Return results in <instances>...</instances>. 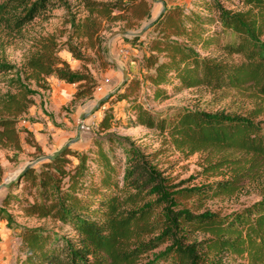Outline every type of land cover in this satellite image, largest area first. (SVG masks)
Masks as SVG:
<instances>
[{
  "label": "trees",
  "instance_id": "trees-1",
  "mask_svg": "<svg viewBox=\"0 0 264 264\" xmlns=\"http://www.w3.org/2000/svg\"><path fill=\"white\" fill-rule=\"evenodd\" d=\"M63 0H0V25L19 31L49 6ZM84 18L72 16L71 36L79 34L105 54L101 22L124 21L133 29L150 13L148 0H80ZM233 6H242L233 9ZM99 21L97 24L96 21ZM152 32L141 55L143 74L129 76L110 93L86 150L65 147L54 160L41 161L11 183L22 184L27 196L14 197L27 216L51 218L74 234H56L42 227H22L23 256L18 264H264V191L240 207L219 212L209 200L238 191L247 178L264 169V122L260 110L246 114L179 108L168 117L146 103L164 101L185 89L253 90L264 95V0H192L166 5L147 30ZM232 35V39H220ZM137 45L136 42H132ZM73 58L89 61L70 40ZM58 44L45 39L24 62V74L38 86L50 75L75 84L69 101L75 106L98 86L89 72L73 70L58 56ZM212 49L236 59L201 54ZM14 68L0 61V73ZM15 92L0 100V145L19 150L18 117L33 103L34 91L19 78ZM124 101L129 123L156 129L178 150L235 152L217 157L204 168L218 179L202 184L174 183L146 154L115 133L113 104ZM39 149V148H38ZM40 152V151H39ZM69 157L75 159L73 161ZM10 199L5 205H8ZM0 209V219L9 221Z\"/></svg>",
  "mask_w": 264,
  "mask_h": 264
},
{
  "label": "rangeland",
  "instance_id": "rangeland-1",
  "mask_svg": "<svg viewBox=\"0 0 264 264\" xmlns=\"http://www.w3.org/2000/svg\"><path fill=\"white\" fill-rule=\"evenodd\" d=\"M63 1L62 5L49 6L19 31H11L0 25V61L14 66L11 71L0 73V100L6 97V93L16 91L13 85L9 84V80L12 78H19L23 84L34 91V94L30 96L33 103L26 113L18 117L17 129L21 148L15 150L0 145V184L12 179L17 171L29 161L58 150L69 141H71L69 143L71 148L86 150L95 136H104V133L98 132L97 125L104 110L109 106L108 104L99 107L84 121L81 130H78L82 114L92 107L99 97L92 95L73 106L69 104V100L74 93V85L66 84L55 75H50L41 80L40 82H44L42 87L38 86L34 80L27 79L24 74V62L37 49L41 48L45 39L52 38L55 40L58 44V56L66 60L73 70L91 73L98 83L97 87L106 86L108 88L110 85L117 86L116 88L121 87L122 72L114 66L107 53L114 58L115 54L111 50V43L119 36L123 37L118 33L115 34V32L122 30L124 21L117 20L109 25L104 21L101 22L100 26L103 29L100 30L99 36L106 39L104 42L105 54H96L95 48L83 36L79 34L71 36L70 20L72 16L81 19L87 14L80 0ZM148 1L151 4L150 13L154 18L160 12L161 2L160 0ZM163 1L166 5L167 3L170 5L174 3L190 5L192 2V0ZM231 8L240 9L242 6ZM149 20L148 17H145L138 23V26L128 31L141 30ZM96 22L99 24L98 20ZM147 30L137 41L136 47L131 44L130 53L133 55L126 61L123 60V63L115 59L117 64L123 66L128 73L130 72L136 77H141L143 74L141 55L146 48L145 42L152 35V32ZM229 39H232V35H227L220 40L225 42ZM69 40L82 53L91 56L92 59L80 61L73 58L66 44ZM107 43H109L108 48L106 47ZM201 54L215 57L218 60L236 59L235 56H229L215 49L209 52L201 51ZM99 90L96 88L94 92ZM146 103L155 114L166 117L179 108L241 114L259 109L260 114L257 119L264 122V95H257L251 89L213 90L207 87H195L185 89L164 101L149 99ZM113 108L116 123L110 132L123 138L127 144L135 145L146 154L163 151L152 163L174 183H181L185 186L186 184H202L216 180L220 176H209V172L204 169L208 162L214 161L219 156L223 158L239 156L235 152H218L210 149L193 153L175 149L167 141V135L159 133L156 129H148L140 125L133 126L129 123L130 115L125 109L124 101L114 103ZM69 158L75 161L74 158ZM39 163L34 166L37 167ZM262 191H264V169L256 171L253 178H247L242 187L235 193L207 201L205 208L225 212L257 199ZM12 196L26 197L31 200V197L24 192L22 184L10 188L4 187L0 190V209L4 210V214L9 217L8 222L6 219H0V264H18L19 259L23 256V252L20 250L19 232L24 226L42 227L60 235L71 236L74 234L73 230L57 220L49 217L37 218L25 215L17 208ZM9 199L10 202L5 205Z\"/></svg>",
  "mask_w": 264,
  "mask_h": 264
},
{
  "label": "water",
  "instance_id": "water-1",
  "mask_svg": "<svg viewBox=\"0 0 264 264\" xmlns=\"http://www.w3.org/2000/svg\"><path fill=\"white\" fill-rule=\"evenodd\" d=\"M161 2V9H160V12L158 13V15L156 17H152V14L149 13L147 15V17L150 19L149 22H147L142 28L141 30L139 31H128V30H121V31H118V32H115L122 35L126 40L130 41V42H135V41H138L139 38L142 36V34L147 30L149 29L153 23L156 21V19L164 12L165 8H166V4L163 0H160ZM106 47L108 48L109 47V43H107ZM107 56L109 57V59L111 60V62L114 64V66L116 68H119L122 72V81L120 83V86H122L125 81L127 80L128 78V72L126 71V69L123 67V66H120L119 64H117L115 58H113L109 53H107ZM118 88H115L112 92H114L115 90H117ZM110 92V93H112ZM110 93H108L107 95L99 98L96 100L95 104L90 107L89 109L86 110V112H84L80 118V123H79V127H78V130L80 131L81 128L83 127V123L84 121L89 117L91 116L94 112L97 111V109L101 106V104H103L105 102V100L108 98V96L110 95ZM71 141H69L68 143H66L64 146H62L61 148H59L58 150H55L53 151L52 153L50 154H47V155H42V156H39L37 158H35L34 160H31L29 161L27 164H25L22 168H20L16 175L10 179V180H6L4 182H2L0 184V190L2 188H8L11 183L15 180H17L22 173H24L27 169H29L30 167L34 166L36 163L38 162H41V161H44V160H54L55 157H57L58 155H60L62 153V151L65 149V147L69 146V143Z\"/></svg>",
  "mask_w": 264,
  "mask_h": 264
},
{
  "label": "crops",
  "instance_id": "crops-1",
  "mask_svg": "<svg viewBox=\"0 0 264 264\" xmlns=\"http://www.w3.org/2000/svg\"><path fill=\"white\" fill-rule=\"evenodd\" d=\"M173 4V3H172ZM175 4H180V3H174L173 5ZM167 5H170L169 3H167ZM136 47L137 45H133L132 42L126 40L124 37H118L116 39L113 40V42L111 43V50H113L112 52H114L115 56L114 58L120 62L123 63V60L126 61L131 55L130 53V49L132 48V46ZM126 48L127 49V55L126 54H121L119 53V48ZM134 49V48H133ZM135 51V49H134ZM137 51V50H136ZM138 56V55H137ZM130 76H133L130 72L128 73ZM60 80V79H59ZM62 81V80H61ZM66 83V82H65ZM68 85H74V91L76 90V85L75 84H69V83H66ZM117 86H112L110 85V87H106V86H100V87H97V90L100 89L98 92H94L93 93V96H97V97H103L105 95H107L108 93L112 92ZM72 92V93H73ZM73 96V95H72ZM72 98V97H71ZM70 98V99H71ZM70 101V100H69ZM82 101V100H81ZM81 101L77 102L76 104L80 103ZM119 103V102H118ZM62 104V103H61ZM44 115V114H43Z\"/></svg>",
  "mask_w": 264,
  "mask_h": 264
},
{
  "label": "built area",
  "instance_id": "built-area-1",
  "mask_svg": "<svg viewBox=\"0 0 264 264\" xmlns=\"http://www.w3.org/2000/svg\"><path fill=\"white\" fill-rule=\"evenodd\" d=\"M119 53L127 55V49L121 47V48H119Z\"/></svg>",
  "mask_w": 264,
  "mask_h": 264
},
{
  "label": "bare ground",
  "instance_id": "bare-ground-1",
  "mask_svg": "<svg viewBox=\"0 0 264 264\" xmlns=\"http://www.w3.org/2000/svg\"><path fill=\"white\" fill-rule=\"evenodd\" d=\"M16 175V174H15Z\"/></svg>",
  "mask_w": 264,
  "mask_h": 264
}]
</instances>
